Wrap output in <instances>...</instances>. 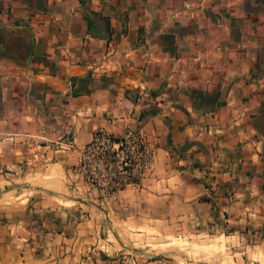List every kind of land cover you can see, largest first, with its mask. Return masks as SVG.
<instances>
[{
    "label": "crops",
    "instance_id": "1",
    "mask_svg": "<svg viewBox=\"0 0 264 264\" xmlns=\"http://www.w3.org/2000/svg\"><path fill=\"white\" fill-rule=\"evenodd\" d=\"M21 4L0 0V264H264V0ZM129 122L155 157L103 201L77 148Z\"/></svg>",
    "mask_w": 264,
    "mask_h": 264
},
{
    "label": "built area",
    "instance_id": "2",
    "mask_svg": "<svg viewBox=\"0 0 264 264\" xmlns=\"http://www.w3.org/2000/svg\"><path fill=\"white\" fill-rule=\"evenodd\" d=\"M155 153L154 143L136 122H129L117 138L99 127L87 144L77 148L74 176L98 189L103 201H109L143 181Z\"/></svg>",
    "mask_w": 264,
    "mask_h": 264
},
{
    "label": "clouds",
    "instance_id": "3",
    "mask_svg": "<svg viewBox=\"0 0 264 264\" xmlns=\"http://www.w3.org/2000/svg\"><path fill=\"white\" fill-rule=\"evenodd\" d=\"M35 2L36 0H22L21 6L27 9L30 5L34 6ZM204 2L207 3L208 0H204ZM138 3L145 9L149 21L157 18H159L160 21H163L166 15H170L164 7V0H138ZM43 5L44 10L57 21L67 20L72 14H86L85 8H81L79 12H75L74 9L69 8L68 0H43ZM39 14L43 15V11ZM17 231H19V229H14L13 235H15V232ZM13 243H15V241H13Z\"/></svg>",
    "mask_w": 264,
    "mask_h": 264
}]
</instances>
